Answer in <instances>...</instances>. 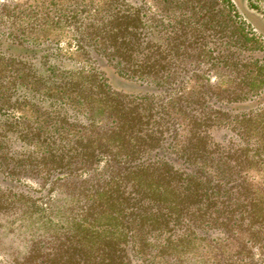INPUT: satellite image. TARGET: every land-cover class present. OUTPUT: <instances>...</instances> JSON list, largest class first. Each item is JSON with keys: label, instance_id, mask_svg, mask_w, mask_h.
Instances as JSON below:
<instances>
[{"label": "trees", "instance_id": "16d2710c", "mask_svg": "<svg viewBox=\"0 0 264 264\" xmlns=\"http://www.w3.org/2000/svg\"><path fill=\"white\" fill-rule=\"evenodd\" d=\"M123 1L129 8L130 0ZM197 2L185 8L195 14ZM217 5L209 12L219 39L228 30L230 48L263 47L232 14L231 0ZM140 20L125 13L109 20L102 43L113 49L102 56L126 78L153 83L157 92L148 97L107 92L104 110L94 112L101 111V128L91 116L80 136L50 132L40 141L39 133H25L20 148L33 149L9 152L15 167L6 168V180H14L20 168L45 169L50 192L64 183L73 192L45 214L36 207L39 198L9 191L3 214L7 229L24 236L23 264H264V111L234 112L249 97L260 101L264 64L258 58L228 64L225 56L219 60L228 77L223 89L205 84L197 96L176 98L200 72L160 61L169 53L154 61L134 54L140 36L129 35L131 29H149ZM173 31L179 34L168 44L180 40L182 33ZM196 37L184 48L194 49ZM178 73L181 80L170 86ZM218 131L223 132L214 135Z\"/></svg>", "mask_w": 264, "mask_h": 264}, {"label": "rangeland", "instance_id": "374dc122", "mask_svg": "<svg viewBox=\"0 0 264 264\" xmlns=\"http://www.w3.org/2000/svg\"><path fill=\"white\" fill-rule=\"evenodd\" d=\"M195 2L197 0H130V7L127 8L123 0H0V195H3L0 198V264H23L27 252L24 236L7 229L8 219L3 214L7 194L11 189L14 194H29L39 198L41 201L36 207L45 214L55 212L60 202L67 200L73 193L65 183L54 186L50 192L47 183L51 177L45 169L33 171L20 168L13 173L15 181L5 179L6 168L14 166L11 161L14 157L9 158L10 150L24 155L25 149H33V145L20 148L21 135L39 133V140L42 141L47 133H53L58 128L49 110L41 109L26 98L24 93L49 89L53 85L51 79L59 75L56 66L61 62H71L74 67L83 68L84 71H79V76L75 74V77L85 81L107 80L113 87L126 90L128 94L140 93L135 83L115 84L118 80L115 69L108 67L102 59L105 69L97 70L89 57L90 51L109 52L113 49L102 43L105 39V28H102L111 24L109 20L114 19L118 13L138 14L141 22L149 23V29L141 26L137 30L131 29L129 34L140 36V47L145 46L147 39L151 41L150 47L162 45L164 48L163 42L168 39L165 46L174 52L160 61L170 59L179 70H199L201 77L189 83L183 80L184 89L176 98L189 92L197 96L202 91L200 86L205 84H218V89H223L228 77L224 75L226 69L219 60H224L225 56V60L230 61L228 64L247 65L250 58H258L264 64V0H231L234 5L232 14L236 12L238 20L244 22L247 30L258 37L263 45L254 52L230 48L227 45L230 41L228 30H221L224 38L219 39L218 33L212 29L215 23L209 12L212 10L215 13L219 9L218 5L214 7L217 0H199L196 4L197 13L192 14L191 9L185 6L188 4L193 7ZM207 10L209 15L205 14ZM222 25L225 26L221 24V28ZM173 27L182 34L180 40L168 44L174 34H179L173 31ZM195 36V50L185 49L186 42ZM179 41L182 42L179 44ZM40 48L50 49L46 57L40 54ZM198 53L206 56L197 57ZM179 74L170 86L181 80ZM250 99L257 100L254 97ZM252 101L236 106L234 112L244 111L254 115L264 111V93L259 103ZM175 104L174 108L177 109L180 103L178 101ZM92 116L101 128L102 116L99 113ZM46 119L48 124L45 123ZM60 127L65 130L68 125ZM220 132L223 131L214 135L220 136ZM102 167V164H98L95 173L100 174ZM8 183L15 186L10 188Z\"/></svg>", "mask_w": 264, "mask_h": 264}, {"label": "flooded vegetation", "instance_id": "af4514ba", "mask_svg": "<svg viewBox=\"0 0 264 264\" xmlns=\"http://www.w3.org/2000/svg\"><path fill=\"white\" fill-rule=\"evenodd\" d=\"M167 40L165 39L163 44L164 48L159 46L150 47L149 44L151 41L145 40V46L135 48L134 54L140 52L142 56L145 54L151 58V61H154L155 58L160 57V54L170 53L172 48L165 46L167 44ZM50 49L48 48H40V54H43L45 57L47 56V52ZM174 52V50L172 51ZM103 52L100 51H90L89 57L93 61V65L97 68V70H101L105 67L102 65V59L104 63L107 64L108 67H112L109 65V61L107 58L102 56ZM156 54V56H155ZM164 62V61H162ZM57 70L59 71V75H54L52 78V83L50 89L44 88L43 90H39V92H25V97L28 98L31 102L36 103L41 109L49 110L50 114L53 115L51 119L54 118L55 124L58 128L55 129L54 134L59 132L66 133L70 132L71 134H75L80 136L82 134V128H86L89 124L88 118L91 117L96 109L104 110L105 103H102V97H107V92H117L122 93L129 96H137V97H148L150 94L156 93L155 85L146 83H137L134 80L126 78V74L121 71V68H114L115 74L118 80L115 84H121L126 82L127 85H130L131 82L135 83V86L139 88V94H128L126 90H122L121 88L113 87L112 84L107 82V80H95L91 79L90 81H85L79 77H75V74L79 76V71H84L83 68H76L74 65L69 63H58ZM75 71V72H74ZM121 73H124V76H121ZM73 76V78H72ZM73 79V80H72ZM105 81V82H104ZM162 84L167 85L166 80L162 81ZM66 85L68 87L67 91L63 92V86ZM134 85V84H133ZM67 92V93H66ZM102 100V101H101ZM101 112V111H99ZM98 112V113H99ZM58 117V118H57ZM46 124H48V120L46 119ZM68 125L67 129H63L60 126ZM102 124V123H101ZM71 128V130H70ZM70 135V134H69ZM72 137V135L70 136Z\"/></svg>", "mask_w": 264, "mask_h": 264}]
</instances>
